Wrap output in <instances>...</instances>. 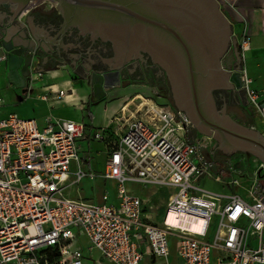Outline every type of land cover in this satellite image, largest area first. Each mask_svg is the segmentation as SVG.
<instances>
[{
	"label": "built area",
	"instance_id": "obj_1",
	"mask_svg": "<svg viewBox=\"0 0 264 264\" xmlns=\"http://www.w3.org/2000/svg\"><path fill=\"white\" fill-rule=\"evenodd\" d=\"M42 1L30 0L19 17ZM224 6L223 14H231V4ZM239 47L249 49L245 34ZM5 59L3 51L0 62ZM243 80L264 141V87L253 90ZM52 92L55 98L65 93ZM3 103L0 97V264H83L84 250L110 264H169L170 236L179 264H264L262 163L257 159L249 187L243 186L232 177L240 162L211 159L210 138H190L183 111L152 98H141L132 112L123 106L93 134L106 152L103 171L95 172L82 167L83 122L49 115L40 127L32 118L2 115ZM201 176L242 187L247 196L203 189L195 184ZM85 178L114 181L115 201L109 202L107 190L97 201L72 197L68 188ZM128 182L169 190L160 222L148 217L145 200L129 191ZM169 210L201 219V229L169 225ZM80 235L87 240L84 249Z\"/></svg>",
	"mask_w": 264,
	"mask_h": 264
},
{
	"label": "water",
	"instance_id": "obj_2",
	"mask_svg": "<svg viewBox=\"0 0 264 264\" xmlns=\"http://www.w3.org/2000/svg\"><path fill=\"white\" fill-rule=\"evenodd\" d=\"M29 0H0V26L15 18ZM58 14L47 18L34 9L27 17L31 34L20 43L8 40L20 28L13 22L0 33L8 76L23 82L45 58L67 65L76 73L74 59L65 51L82 53L92 62L77 74L92 89L95 99L120 85V69L142 53L167 73L175 108L183 111L203 135H211L217 148L229 154L245 151L262 163L264 141L257 130L233 121L215 106L213 90L244 92L241 68L222 63L232 40V25L217 0H53ZM7 24V23H6ZM4 32L3 27L0 28ZM43 39L45 45L39 41ZM111 69V70H109ZM109 70V71H105ZM90 74V76L88 75Z\"/></svg>",
	"mask_w": 264,
	"mask_h": 264
},
{
	"label": "crops",
	"instance_id": "obj_3",
	"mask_svg": "<svg viewBox=\"0 0 264 264\" xmlns=\"http://www.w3.org/2000/svg\"><path fill=\"white\" fill-rule=\"evenodd\" d=\"M217 2L221 8L225 7L224 4H231L233 9L231 14L225 16L232 25V44L224 56L225 66L229 69L240 67L243 78L248 81V87L253 90L262 89L264 87V0H217ZM18 18L16 20L23 24V27L16 21L4 22V17L2 18V26H0L4 29V32L0 30L3 37L6 35V28H9L13 22L20 28L8 39L16 44L22 40L20 33L24 34L27 31L32 35L24 16ZM243 34L249 37V49L244 52L239 47ZM39 41L45 45L43 39ZM65 52L68 56L74 57L71 61L73 65L82 63L84 57L82 53ZM2 53L3 50L0 46V54ZM55 90L65 91L63 97L55 98L57 94L52 92ZM106 92L108 95L111 89ZM45 95L47 97L43 98ZM90 95L92 96V92L89 85L80 80L73 70L61 62L54 61L49 66L36 67V71H31L30 76L24 78L21 83L9 77L5 61L0 62V97L4 100L1 107L2 115L16 113L23 118H32L40 127L45 124V118L49 115L54 118L82 122L77 118V111H82L84 104L92 103V99H88ZM243 95L244 102L239 101V99L234 101L236 104L229 111L233 119H235L233 114L240 113L241 115L243 111L240 110L243 109L247 110L249 115H251V110L256 113L247 103L245 91ZM245 121L247 128L256 130L252 127L256 125L253 117L249 122V117L246 116ZM84 255L83 264H110L102 259L96 251L90 254L84 250Z\"/></svg>",
	"mask_w": 264,
	"mask_h": 264
},
{
	"label": "rangeland",
	"instance_id": "obj_4",
	"mask_svg": "<svg viewBox=\"0 0 264 264\" xmlns=\"http://www.w3.org/2000/svg\"><path fill=\"white\" fill-rule=\"evenodd\" d=\"M156 91V88L144 85L133 84L125 87L121 85L119 87L112 88L111 92H109L105 98L100 100V103L93 104L88 102L84 104V109L82 111H77V118L82 120L86 126V138L79 141V145L81 147L80 155L86 156V161L82 165L86 171L102 172L104 168V161L106 159V152L103 148V143L93 138L94 132L107 124L112 115L120 114L123 106H126L125 109H128L129 112H132L135 105L141 98H152L157 101L158 99L155 97ZM88 99L91 100L92 96L90 95ZM158 101L162 103V101ZM107 109H109L108 112ZM240 111H243L241 112V115L240 113L233 114L235 120L247 127V122L245 121L246 116L249 117V122L253 117L254 122L256 123L255 128L260 133L262 125L257 114L252 110L251 115H249L247 110L243 109ZM197 136H208L210 138L211 144L207 150V154L214 161L218 160L216 162H221V160L230 157L233 164H236V162L239 161L240 164L236 167V172L232 177L238 178L243 186L249 187L251 177L256 171L257 158L255 156L248 152L239 150H235L229 154L223 153L220 148L216 147L217 144L211 135L205 134ZM88 160H90V162ZM195 184L203 189L215 193H238L243 197L247 196L246 191H244L242 187H235L222 182H217L208 176H201ZM125 186L132 194L138 195L145 200V211L148 217L154 222H160L162 214L166 208L165 205L169 190L167 188H159L149 185L144 186L138 183L130 182L126 183ZM104 190H107L109 193V202H114L116 198V184L112 180L105 181L97 178L92 181L85 178L80 183L72 185L68 188V192L72 197H83L91 201L99 200ZM182 219L183 218L181 216L176 218L172 212L167 214V220L170 222L175 221V223L181 225L189 224L190 226H194L192 222L188 223L182 221ZM216 223V218H214L209 228V234L211 237L214 234ZM78 240L79 244L83 248L87 246V240L83 235H80ZM175 240L176 239L173 236L169 237V264H179V259L175 252ZM142 264H144V262H142Z\"/></svg>",
	"mask_w": 264,
	"mask_h": 264
},
{
	"label": "flooded vegetation",
	"instance_id": "obj_5",
	"mask_svg": "<svg viewBox=\"0 0 264 264\" xmlns=\"http://www.w3.org/2000/svg\"><path fill=\"white\" fill-rule=\"evenodd\" d=\"M30 1V0H29ZM28 1V3H29ZM28 6V4H27ZM26 6V7H27ZM26 7L24 9H26ZM39 9L42 10L44 15L49 18L52 16H55L58 14V8H56V2L53 0H43L41 3H38L36 6L32 7L25 15L24 19H27L28 15L34 10V9ZM22 9L20 13L24 10ZM14 10L12 9V12L10 16H4V18H9L13 15ZM19 13V14H20ZM19 14L15 19H19ZM143 59H146V62L140 60V58H134L126 62L124 65L121 66L120 69V85L125 86H130L133 84L137 85H144V86H149V87H154L157 89L155 97L162 101L164 104L171 105L175 107L171 90H170V85H169V80L166 71L157 63H152L151 62V57L146 54L142 53ZM54 62L51 58H45L40 66H49ZM222 63H224V58L222 60ZM89 67V72L94 70L92 68V62L87 59L85 56L82 58V63L76 65V73L77 74H84V70L86 67ZM111 70V69H109ZM105 70V71H109ZM90 76V74H88ZM79 78V76L77 75ZM117 86V87H119ZM90 87V86H89ZM116 88V87H114ZM91 89V87H90ZM112 89V88H111ZM110 90V89H109ZM92 92V89H91ZM106 95L103 97L105 98ZM101 98V99H103ZM213 98L215 102V106L218 110H221L222 107L225 105V114L228 115L233 121L235 119L232 118V116L229 114V111L231 108L235 106L236 103L234 101H237L239 99L244 102L245 98L243 95V92L241 93H235L229 88H217L213 90ZM101 99H95V97L92 94V103H99L101 102ZM236 122V121H235ZM238 123V122H237ZM203 135L196 127L195 125L191 122V128L189 131V137L193 138L197 135ZM215 143L217 144V141L215 138H213ZM226 157V156H225Z\"/></svg>",
	"mask_w": 264,
	"mask_h": 264
},
{
	"label": "bare ground",
	"instance_id": "obj_6",
	"mask_svg": "<svg viewBox=\"0 0 264 264\" xmlns=\"http://www.w3.org/2000/svg\"><path fill=\"white\" fill-rule=\"evenodd\" d=\"M169 212H172L175 215L176 218L179 217V216H181L183 218L182 221H185V222H188V223L189 222H192L194 224V226H190L189 224L181 225V224L175 223V221L174 222L168 221L167 220V214ZM164 219L166 220V222L169 225H171L173 227L183 228V229H187V230L195 231V232L201 229L202 223H203V221L201 219H197V218L189 217V216H185V215H179V214L175 213L172 210L166 211V213L164 214Z\"/></svg>",
	"mask_w": 264,
	"mask_h": 264
},
{
	"label": "trees",
	"instance_id": "obj_7",
	"mask_svg": "<svg viewBox=\"0 0 264 264\" xmlns=\"http://www.w3.org/2000/svg\"><path fill=\"white\" fill-rule=\"evenodd\" d=\"M156 102L159 103V104H164V103L159 102L158 100Z\"/></svg>",
	"mask_w": 264,
	"mask_h": 264
}]
</instances>
